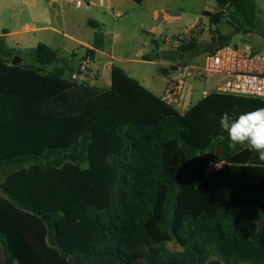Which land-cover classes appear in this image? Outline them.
Here are the masks:
<instances>
[{"label":"trees","instance_id":"obj_1","mask_svg":"<svg viewBox=\"0 0 264 264\" xmlns=\"http://www.w3.org/2000/svg\"><path fill=\"white\" fill-rule=\"evenodd\" d=\"M215 2L211 25L251 32L255 0ZM210 32L160 56L228 44ZM66 67L45 44L0 49L3 264H264V161L215 140L225 111L263 101L215 94L182 115L119 67L108 90L64 79ZM216 148L223 164L207 174Z\"/></svg>","mask_w":264,"mask_h":264},{"label":"crops","instance_id":"obj_2","mask_svg":"<svg viewBox=\"0 0 264 264\" xmlns=\"http://www.w3.org/2000/svg\"><path fill=\"white\" fill-rule=\"evenodd\" d=\"M82 1L83 4L78 6L76 0H0V49L4 46L24 54L35 50L39 44H45L57 53L59 60L65 62L67 67L63 74L64 79L108 90L111 88V73L116 66L113 64L115 59L112 54L113 42H110L107 30L116 26V24H112V19H115V23H117L118 18L120 20L125 18L127 20L123 24L124 29L143 30L150 35V46L153 53L151 59L144 61L159 66L162 74V70L166 71L163 75L168 82V70L178 60H164L160 53L178 49L174 47L175 33L178 30H180L179 33H185L198 28L202 29L193 40L203 36L206 43L211 42L210 30L213 27L209 17L204 13L219 12L217 4H215L212 10L204 9L201 13L203 18L207 19L208 24H204L203 18L199 15L200 12L196 14L197 18L192 24H181V17H178L174 22L165 13L164 8L157 7L160 4H157L155 0H144L140 5L149 3L154 7L149 14L151 21L148 24H140L136 21V24L134 16L128 11L123 16L115 15L114 10L123 8L124 3L127 4L128 10L135 11L134 5L130 4L128 0ZM124 45L131 49L128 40ZM140 54L147 57L146 53L141 52ZM86 56L92 60L91 72L82 74L79 71L80 62ZM121 61L128 66L132 62L127 58ZM119 68L154 93L148 79L136 77L137 75L131 68H128L130 71L126 67ZM166 86L167 83L165 88ZM203 88L202 83L188 80L184 95L176 109L177 112L183 115L201 101ZM196 93L200 94L198 99L195 98ZM3 259L4 250L0 241V264H3Z\"/></svg>","mask_w":264,"mask_h":264},{"label":"rangeland","instance_id":"obj_3","mask_svg":"<svg viewBox=\"0 0 264 264\" xmlns=\"http://www.w3.org/2000/svg\"><path fill=\"white\" fill-rule=\"evenodd\" d=\"M128 1L130 2V4L134 5L135 11L131 12V10H128L127 4L124 3L123 8L114 10L115 15L123 16L126 11H128V13H132L131 15L134 16L133 19L135 20L136 24L137 22H139L140 24L150 23L151 20L149 14H151V11L154 9V7L149 3L140 5L133 2L132 0ZM255 1L257 4L258 12L256 14L254 27L252 28L250 33L244 34L240 31L234 30V28L226 21L221 22L217 27L215 25H212V27L213 30L217 28L222 35L229 37V45H242L244 43H247L250 44L257 53L264 54V0ZM155 2L157 4H160V6H157L158 8L165 9V13L170 17L171 20H174V22L178 19V17H181V24H192L197 18L196 14L199 12L200 17L203 18V15L201 14L202 11L204 9L212 10V8L216 4L215 0H155ZM126 20L127 19L125 18H123L122 20L118 18V22L115 23V19H112V24H116V26H112L107 30L109 40L110 42H113L112 54L115 57V59L113 60V64L116 67H126V69L131 68L137 75L136 77L148 79L152 84L151 89L154 91L153 94L159 97L163 94L165 85L167 83V78L161 73L159 66H155L147 61H144L151 59L153 53V49L150 46V35L146 34L143 30L133 31L129 28L124 29L123 24L126 23ZM203 20L204 24H208L207 19L203 18ZM178 31L175 33V39L184 34L183 32L179 33ZM203 38L204 37L202 36L198 39H195V42L205 44L206 41ZM126 40L130 42L131 49L127 48V46L124 45ZM141 52L146 53L147 57H143L140 54ZM204 57V54L187 55L180 61L187 65L195 63L202 64L204 61ZM124 58L132 60L129 66L122 63L121 60ZM128 71L130 70L128 69ZM199 97L200 94L196 93L195 98L198 99ZM220 154L221 151L219 148L214 149L211 153L208 154V156H212L210 158V160L212 161L210 162H214L213 159L218 157ZM214 171L215 170L213 169L210 172ZM168 248L171 250H179V247L173 243L168 244Z\"/></svg>","mask_w":264,"mask_h":264},{"label":"built area","instance_id":"obj_4","mask_svg":"<svg viewBox=\"0 0 264 264\" xmlns=\"http://www.w3.org/2000/svg\"><path fill=\"white\" fill-rule=\"evenodd\" d=\"M81 6L82 0H76ZM202 29L185 32L175 39L174 47L179 48L197 36ZM91 58L86 56L80 62L79 71L82 74L91 72ZM188 80L204 85L202 98L211 95H227L236 97L255 98L264 102V54L257 53L247 43L242 45H223L214 51L207 52L202 64L187 65L180 60L168 70V82L162 102L175 109L179 107ZM223 162H211L206 173L217 171ZM214 171V172H215Z\"/></svg>","mask_w":264,"mask_h":264},{"label":"clouds","instance_id":"obj_5","mask_svg":"<svg viewBox=\"0 0 264 264\" xmlns=\"http://www.w3.org/2000/svg\"><path fill=\"white\" fill-rule=\"evenodd\" d=\"M219 129L221 134L215 140L224 141L227 137L228 148L236 150L238 145L246 146L264 161V107L243 113H238L236 107L231 113L225 111L220 117Z\"/></svg>","mask_w":264,"mask_h":264},{"label":"water","instance_id":"obj_6","mask_svg":"<svg viewBox=\"0 0 264 264\" xmlns=\"http://www.w3.org/2000/svg\"><path fill=\"white\" fill-rule=\"evenodd\" d=\"M23 63V58L20 56H15L13 59V64H22Z\"/></svg>","mask_w":264,"mask_h":264}]
</instances>
